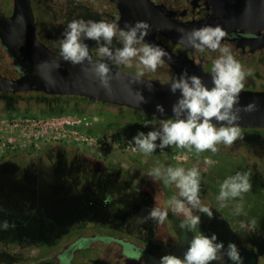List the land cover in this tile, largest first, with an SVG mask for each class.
Wrapping results in <instances>:
<instances>
[{"label": "rangeland", "instance_id": "374dc122", "mask_svg": "<svg viewBox=\"0 0 264 264\" xmlns=\"http://www.w3.org/2000/svg\"><path fill=\"white\" fill-rule=\"evenodd\" d=\"M33 1L46 29L55 27L56 33L61 35L71 21H99L93 18L96 13L113 8L105 0ZM0 2L7 11L10 0ZM62 40V37L56 40V49L60 51ZM90 41L86 39L84 43L90 45ZM89 53L103 57L97 50L89 49ZM100 60L137 74L143 71V76L160 81L169 78L144 69L139 65L138 57L131 64ZM10 63L8 53L0 46V73L17 76ZM85 110L84 115L35 118L28 129L13 133L5 124V116L0 115V156L12 149L16 152L29 145L34 147V142H40L42 148L53 140L82 146L83 151L93 154L74 140L81 135L76 131L79 126L92 133L87 131V123L114 118L133 124L134 133L146 134L159 129L161 120L167 119L156 116L143 121L140 113L126 110L119 114L98 113L99 108L95 106H86ZM241 133L242 138L231 146L218 145L216 153H197L194 148L189 150L172 145L165 148L182 154L173 156L154 151L136 155L115 149L93 154L103 157L106 163L99 172L81 165L77 157L59 148L50 154L51 159L46 156L43 163L34 164L37 173H33V169H22L20 157H14L20 165L15 171H5L8 175L0 178V264H57L58 257L67 248L72 251L75 264H82L83 260L84 264H159L164 255L183 258L190 241L200 233L209 237L215 234L225 250L229 243L236 244L242 264H264V130H241ZM9 137L21 142L10 144ZM110 159L115 161L114 165L108 164ZM157 167L162 171L168 167L197 168L201 205L212 211L213 218L193 210V215L200 216L201 222L193 231L181 229L179 225L184 216L174 213L168 204L173 196L178 197L179 190L174 184H166L163 178L154 179L148 175ZM237 172L248 174L251 190L221 207L217 200L220 186ZM15 183L28 185V195L12 188ZM34 183L41 187L31 186ZM42 200L47 207L42 205ZM77 203L80 207L75 209L76 214L70 212L71 208L64 211L66 205ZM154 207L168 211L163 223L146 219ZM237 207L241 210L239 214L235 213ZM48 209L51 213H47ZM5 222L9 225L7 229L3 227ZM7 239L10 242L5 243L3 240ZM15 239L27 240L12 242ZM212 264L233 262L225 255Z\"/></svg>", "mask_w": 264, "mask_h": 264}, {"label": "clouds", "instance_id": "9594fccd", "mask_svg": "<svg viewBox=\"0 0 264 264\" xmlns=\"http://www.w3.org/2000/svg\"><path fill=\"white\" fill-rule=\"evenodd\" d=\"M147 28L146 24L137 23L129 26L127 30H119L123 47L113 51L111 45L118 34V26L115 23L73 20L67 25L64 38L60 42L61 56L73 65L82 64L85 60L91 63L92 57L88 45L84 43L87 39L97 42V51L103 57L122 64H131L132 60L138 57L139 65L144 69L155 71L168 54L159 46L152 44L135 46L147 35ZM180 31L183 32V29ZM226 35V31L220 26H205L193 29L186 36H182V39H186L188 44L197 50L203 51L207 48L220 53L213 61L214 86L209 89L200 77L189 76L187 72L173 80L170 83V91L173 94L177 91L180 93L177 102L172 106L174 119L161 120L159 129L148 131L146 134L138 132L132 142L141 152L151 154L157 147L163 149L175 145L189 150L194 148L197 153L205 151L216 153L218 145L231 146L238 138H242L237 124L240 119V109L236 108V105L239 104L240 93L250 73L234 57L229 47L221 46V40ZM92 71L100 78L101 83L107 86L109 73L107 64H95ZM143 74V71H140L138 75ZM141 101L143 102V97ZM255 107V104L251 103L243 110L250 112L254 111ZM156 108L159 113L164 114L162 105H157ZM148 175L154 179L163 178L166 184H174L179 190L178 197L173 196L168 204L174 213L184 216V220L179 225L181 229L187 228L193 231L201 222L200 216L193 215V210L205 213L209 219L213 218L212 211L201 205L200 172L197 168L185 170L182 167H168L162 171L157 167ZM251 187L248 174L237 172L221 184L217 200L223 207L228 200L249 192ZM240 211L239 207L235 209L236 214ZM167 216V210L154 207L146 219L163 223ZM3 227L5 229L9 227L7 222ZM225 255L233 264H242L236 244L229 243L225 250L223 242H217L215 234L209 237L200 233L190 241L183 258L164 255L160 258L159 264H212L213 261L222 260Z\"/></svg>", "mask_w": 264, "mask_h": 264}, {"label": "water", "instance_id": "95a60500", "mask_svg": "<svg viewBox=\"0 0 264 264\" xmlns=\"http://www.w3.org/2000/svg\"><path fill=\"white\" fill-rule=\"evenodd\" d=\"M110 1L116 3L120 10L117 24L121 29L127 30L137 23L148 26L143 45L159 46L168 54L163 60L174 69V79L160 81L140 76L99 59L73 65L62 58L61 52L53 50L38 38L31 0H13L10 14L0 8V42L21 72L14 77L0 73V91L17 93L34 90L51 95H78L157 114L161 113L156 106L162 105L165 110L163 115L173 117L172 106L180 93L173 94L170 83L182 73L200 77L209 89L214 86L212 72L205 71L200 63L188 58L187 51L193 47L182 36L205 26H220L226 33L238 27L249 28L258 35L253 38L252 45L264 46V33H260L264 29V0H210L213 12L204 22L179 21L173 11L168 12L165 6L151 0ZM158 31L186 48L175 54L156 39ZM98 63H105L109 68L107 86L92 71ZM251 103L255 104V110L244 111V107ZM236 108L240 109L239 127L264 128V90L242 89Z\"/></svg>", "mask_w": 264, "mask_h": 264}, {"label": "flooded vegetation", "instance_id": "af4514ba", "mask_svg": "<svg viewBox=\"0 0 264 264\" xmlns=\"http://www.w3.org/2000/svg\"><path fill=\"white\" fill-rule=\"evenodd\" d=\"M105 1L109 2V4L113 7L111 10L110 9L102 10L107 22L115 23L118 26L117 37L113 39L111 45L113 51H115V49L123 47V41L119 37V30H121V28L117 24V19L120 16V10L117 4L114 3L113 1L110 0H105ZM151 1L154 2L155 4L165 6L168 12L173 11L175 13L174 14L175 18L179 21H184V22L193 21V20L204 22L213 12V3L210 0H151ZM31 3L35 14L36 34L38 38L53 50L61 52L59 49H56V40L57 39L59 40V38L61 37L63 39L64 38L62 36L63 34L61 35L60 33H56L55 27L52 28L48 27V29H46L47 25L43 23V20L39 18L38 12L34 8V1L31 0ZM12 5H13V0H10L9 9L5 11L0 2V8L6 14L11 13ZM47 18L48 17H46L45 20ZM260 33L263 34L264 29H262ZM257 36L258 35L249 28L241 29L238 27L234 30L227 32L225 38L221 40V46L229 47L234 57L243 65L244 69L250 73L246 77L243 89L264 90V46L252 45L253 38ZM156 39L163 42L175 54L180 53L186 48L183 44L174 42L170 37L159 31L156 33ZM90 42L91 44L88 45V48L94 51L97 50L98 48L97 42L93 40H91ZM0 46L2 47V49H4L7 52L6 48L2 45L1 42H0ZM135 46L142 47L143 41H141L139 44ZM219 55L220 53L218 51L214 52L207 48H205L203 51L197 50L195 48L188 49L187 51L188 58L194 59L197 63H200L203 69L208 72H212L213 61ZM91 57L92 59H99V60L108 59L107 57H98V56H91ZM104 62L112 64V62H108V61H104ZM155 71L165 74L166 76H169L170 79L168 80L174 79L176 76L174 69L164 60L162 64L159 65L157 67V70ZM155 77H159V76H155ZM98 113H102V112H98ZM32 116L42 118V117H50L51 115L40 114V115H32ZM86 127L92 132L100 135H113V136L126 137L130 139L131 138L133 139V137L137 135L136 133H134L133 124H131L130 122L126 123L120 121V119L114 120V118L113 119L106 118L102 121H95V122L93 121L87 123ZM26 148L29 151H27L25 155L30 159L29 162L30 165L36 164L37 162L43 163L44 157L46 156H47L46 158L51 159L52 156L50 154L54 150H56V148H59L65 150L66 153H69L77 157L81 165L85 167H89V169L91 170L99 172L103 168V166L104 167L106 166L103 157H99L97 155L87 153L83 151L81 147L71 145L61 140H53L48 143H45V145H43V147L39 151H35V149L32 146H27ZM11 154L13 153L9 152L2 154L0 158ZM108 164L114 165L115 161L113 159H110V161H108ZM77 249L80 248L78 247ZM71 253L72 251L68 248L65 251H63L58 257L57 264H75L73 259L71 258ZM82 262H83L82 264H84V260Z\"/></svg>", "mask_w": 264, "mask_h": 264}, {"label": "trees", "instance_id": "16d2710c", "mask_svg": "<svg viewBox=\"0 0 264 264\" xmlns=\"http://www.w3.org/2000/svg\"><path fill=\"white\" fill-rule=\"evenodd\" d=\"M93 13V12H92ZM96 17L93 16V18H96L97 20L101 21V19L105 22H107L104 14L102 11L96 13ZM90 15V14H88ZM92 16V15H90ZM4 50V49H3ZM9 60L11 58L9 57ZM11 65L14 68V71L16 72V75H18L21 72V69L14 65L12 61H10ZM167 80L170 79L166 78ZM165 79V80H166ZM0 100L3 101L0 105V115L2 116H19V115H40V114H45V115H51V116H57V115H62V114H79V115H84L86 114V106H95L99 108L98 112H105V113H110V114H119L122 110L126 111H132L136 113H140L141 119L143 121L150 120L156 116L164 117L167 119H174V117L162 115V114H157V113H150L147 111H142L138 109H133L130 107L126 106H121V105H116V104H110V103H102L100 101L92 100L83 96H78V95H51L47 94L41 91H34V90H29V91H21L17 93H11V92H4L0 91ZM53 106V109L50 108ZM121 121V120H120ZM87 131L92 132L86 127ZM240 130H264V128H243L240 127ZM94 133V132H92ZM29 151L28 149H22L21 151H11L13 154L8 155V156H3L0 158V178H4L5 174L8 175L7 172L5 171H15L16 166L20 165L17 163V159H13L14 157H20L22 169L26 170H31L33 169V173H37V167L34 166V164L30 165V159L26 157V152ZM37 176V174H36ZM6 181V180H5ZM9 186V185H8ZM31 186H35L36 188L40 186L37 183H34ZM28 185L24 184H13L12 188H16L20 191L27 192L26 194L28 195ZM41 187V186H40ZM1 192V191H0ZM4 192V191H2ZM42 205L45 206V201L42 200ZM47 205V203H46ZM65 206V205H63ZM67 207H64V211H67L68 208H71L72 211L71 213L74 212L76 214L77 212L75 211L76 208H78L77 204H71V205H66ZM62 207V206H61ZM80 207V206H79ZM67 208V209H65ZM47 213H51L50 209L46 210ZM27 239L24 240H19L15 239L12 242H22L26 241ZM30 240V239H29ZM2 241V239L0 240ZM5 243L10 242L9 239L7 241L3 240ZM34 241V240H30Z\"/></svg>", "mask_w": 264, "mask_h": 264}, {"label": "built area", "instance_id": "2783aa9c", "mask_svg": "<svg viewBox=\"0 0 264 264\" xmlns=\"http://www.w3.org/2000/svg\"><path fill=\"white\" fill-rule=\"evenodd\" d=\"M35 118H38L40 120V117H35L31 115L5 116V120H6L5 124L7 128L9 129V132L13 133V132L23 131V130L28 129V127H30L31 125V122L36 121ZM76 131H79L81 135L77 136L76 139L74 140H77L78 145H83L84 149L89 150L93 154L105 153V152H108L114 149L122 150V151L129 152L131 154H136V155L139 153H142L138 149V147L132 142L133 139L126 138V137H120V136L87 133L83 129V127H80V126L76 129ZM8 142L10 144H15L21 141H16L15 138L9 137ZM29 146H32V145H29ZM79 147H82V146H79ZM33 148H35L36 150H39L41 148L40 142H34ZM155 151L165 152L173 156H179L182 154L180 151L176 153L174 149H166V148L161 149L159 147H157Z\"/></svg>", "mask_w": 264, "mask_h": 264}]
</instances>
